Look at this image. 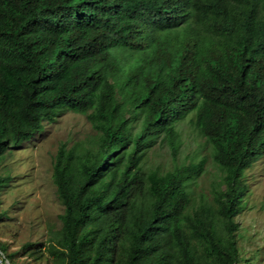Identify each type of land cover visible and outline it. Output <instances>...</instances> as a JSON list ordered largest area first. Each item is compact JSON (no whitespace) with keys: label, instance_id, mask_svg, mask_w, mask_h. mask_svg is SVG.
I'll use <instances>...</instances> for the list:
<instances>
[{"label":"trees","instance_id":"obj_1","mask_svg":"<svg viewBox=\"0 0 264 264\" xmlns=\"http://www.w3.org/2000/svg\"><path fill=\"white\" fill-rule=\"evenodd\" d=\"M161 4L167 23L150 35L158 71L135 64L122 85L136 73L148 93L118 101L101 65L134 50L141 30L110 18L150 8L158 17ZM68 110L95 134L80 151L60 146L53 163L58 264L238 263L244 174L264 154V0H0V159ZM182 123L222 174L212 201L195 204L189 190L206 157L144 167L157 141L175 158ZM8 180L0 175V188Z\"/></svg>","mask_w":264,"mask_h":264},{"label":"rangeland","instance_id":"obj_2","mask_svg":"<svg viewBox=\"0 0 264 264\" xmlns=\"http://www.w3.org/2000/svg\"><path fill=\"white\" fill-rule=\"evenodd\" d=\"M43 126L41 133L16 149H6L0 159V175L9 177L0 188V248L6 249L13 264H58L49 239L61 228L63 206L52 181L53 163L60 146L80 151L95 134L85 116L69 110ZM179 131L175 158L167 144L160 146L157 141L149 149L144 167L163 172L175 164L206 157L189 190L195 204L202 197L212 201L214 191L225 189L222 174L192 126L182 123ZM244 177L247 192L242 210L234 217L238 225L237 264H264V155L245 171Z\"/></svg>","mask_w":264,"mask_h":264},{"label":"clouds","instance_id":"obj_3","mask_svg":"<svg viewBox=\"0 0 264 264\" xmlns=\"http://www.w3.org/2000/svg\"><path fill=\"white\" fill-rule=\"evenodd\" d=\"M162 7L163 13L158 17L154 13L153 8H150L140 11L131 18L123 17L120 14V11L116 10L110 18V22H113L122 17L130 25L141 30V33L137 34L138 41L135 42L134 50L130 48L119 49L115 52L114 58L109 59L107 63L101 65L100 75L106 83L113 87V92L116 93V98L118 101L122 100L126 94L132 96L133 101H138L141 100V98H144L148 93L145 90L140 91L139 87L134 85L135 81L142 79V77L136 73L128 85L123 86L122 82L124 81V77L132 71L135 64H138V66L141 67H146V72H149L151 67L153 70L158 71L159 65L161 64L159 51L162 47L151 41L150 35H156L157 28L164 26L167 23L165 6L162 5ZM110 26V23L107 24L108 30ZM103 33L105 32H102L99 34V36H101ZM110 34L111 36H115L111 32ZM138 44H145L146 48L143 50L138 49ZM188 75L189 70L183 71V74L180 77V82H185ZM147 84L150 83L148 81L146 82L145 80H143L141 83V85ZM195 96H197V94H195ZM190 97L194 99V97Z\"/></svg>","mask_w":264,"mask_h":264},{"label":"built area","instance_id":"obj_4","mask_svg":"<svg viewBox=\"0 0 264 264\" xmlns=\"http://www.w3.org/2000/svg\"><path fill=\"white\" fill-rule=\"evenodd\" d=\"M0 264H13L8 255L0 248Z\"/></svg>","mask_w":264,"mask_h":264}]
</instances>
